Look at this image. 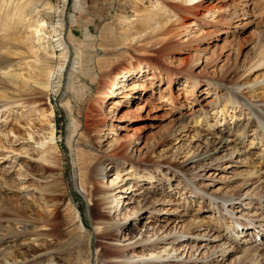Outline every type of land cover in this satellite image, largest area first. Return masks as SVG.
<instances>
[{
	"label": "rangeland",
	"instance_id": "374dc122",
	"mask_svg": "<svg viewBox=\"0 0 264 264\" xmlns=\"http://www.w3.org/2000/svg\"><path fill=\"white\" fill-rule=\"evenodd\" d=\"M48 1L0 0V264H264V0Z\"/></svg>",
	"mask_w": 264,
	"mask_h": 264
},
{
	"label": "bare ground",
	"instance_id": "6f19581e",
	"mask_svg": "<svg viewBox=\"0 0 264 264\" xmlns=\"http://www.w3.org/2000/svg\"><path fill=\"white\" fill-rule=\"evenodd\" d=\"M1 1L4 2L5 0H1ZM30 1H33V0H30ZM65 1L66 0H63V2H65ZM186 1L187 0H185V2ZM47 2H49V1L47 0ZM155 6L156 7H161L159 2H157L155 4ZM31 9H32L31 10V13L34 12L33 11L34 8L32 6H31ZM158 11H159V13L160 12L161 13L164 12L163 8H159ZM47 12L48 11H46L45 13H47ZM57 16H58V19H57V22H56V25L57 26L52 25L51 24V21H47V20L42 19L43 17L41 19H39L40 16H37V22H39L40 25H45L46 23H48V24H50L51 29H53V31H56V35H57V38L55 39L56 40V47H58V50L61 51L60 52V55H61V60H62L57 67H58L59 70H61L62 67L64 66L65 62L68 63V61H69V63L71 64V63H77L78 60L75 59L76 56L75 57L74 56H71V59H70V55H69L70 52H69V46H68V42H69L68 41V36L66 34V31L63 28L64 21H65V11L64 10H57ZM9 17H10V13H8L7 11L5 13H3L2 16L0 15V18H1V21H0V30H2L3 26H7L9 24V19H8ZM163 33L166 34L167 31H164ZM75 53L78 55L77 48H76V52ZM42 71L45 72V73H47V75L53 74V69L50 68V65L49 64H46L45 66H43L42 67ZM126 74H127V71L123 70V71L119 72L116 76H114V78L111 81L110 88L107 89V90L101 91L99 93L100 97H105L106 95H110V94L114 93V91L116 89H118L119 87H121L122 86V83H123V80H125V77L127 76ZM44 86L47 88L49 86V84L47 83ZM223 143H224V140H222V139L219 140L220 147L223 145ZM99 170H100V166L99 165H96L95 172L97 173ZM243 231L244 230H241V232H243ZM249 233L250 232H247V234H249ZM105 234L107 236H111L113 233L111 231H106ZM125 263H127V261H122L120 263L118 262L117 264H125Z\"/></svg>",
	"mask_w": 264,
	"mask_h": 264
}]
</instances>
